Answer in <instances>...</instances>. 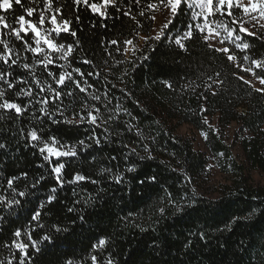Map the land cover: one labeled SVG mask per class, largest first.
<instances>
[{"label":"trees","instance_id":"16d2710c","mask_svg":"<svg viewBox=\"0 0 264 264\" xmlns=\"http://www.w3.org/2000/svg\"><path fill=\"white\" fill-rule=\"evenodd\" d=\"M92 2L102 0H89ZM117 4L118 7H108L104 18L92 13L87 5L76 4L75 0H53V8L61 9L63 18L72 21L71 29L77 33L75 38L62 34L58 42L72 43L74 47L78 43L72 67H79L94 85L87 94L71 85L64 90L75 93L74 97L65 96L62 100L69 109L66 115L72 118V110L80 111L85 100L89 107L93 104L101 107L100 115L104 119L114 112L117 104L126 108L128 114L121 113L115 123L107 125L111 133L107 142H103V137L109 133H105L102 126L95 129L101 145L78 150L74 158H61L66 162L65 180L72 179L77 172L90 179L76 185L65 184L57 191L56 200L41 209L40 222L47 226L43 231L36 222L30 221V213L40 202L46 201L55 180L38 150L28 145L26 139L29 130L40 127L33 113L44 119L38 111L39 105L34 103L39 90L31 85L33 97H17L20 87L30 86L20 84L19 78L31 82L32 77L24 69L0 61V71H12L8 79L17 84L16 88L8 89L0 81L4 99L22 107L33 100V106L23 115L0 109V143L6 145L0 149V194L7 195L4 191L7 179L14 176L19 178L14 181L16 189L28 192L26 197H16L22 204L15 211L7 207L0 211V217H6L0 220V260L15 257L13 264H18L19 253L11 246V241H26L25 232L32 228H36L33 238L39 239L57 225L67 227L68 231L55 233L53 229V240L40 244L39 252L30 247L31 264H66L67 260L72 264H92L91 255L97 256L99 264H105L110 253L114 264H264V215L244 219L250 210L264 209V186L250 178L254 170L264 175V93L237 79L239 75L255 79L243 73L237 64L249 67L251 59H264V33L258 29L253 30L256 36L240 34L244 42L249 43L248 50L242 51L225 41L223 46L232 48L238 58L234 63L227 61L224 54L208 48L203 34L185 41L186 50L174 43V38L187 30L192 9L185 6L171 17L172 23L165 29L166 38L154 41L151 38L156 16L164 8L156 11L148 5L159 6V0H140L139 4L135 0H117ZM22 5L8 13L0 10V15H6L12 23L20 14L26 15L27 7H36L38 11L44 8L43 0H22ZM129 11L130 16L123 15ZM141 11L143 16L139 14ZM237 15L242 16V13ZM233 18L217 14L210 19L230 23ZM28 19L38 20V14ZM45 27H49L47 22ZM145 37L149 38L147 42ZM0 39L7 40L10 47L20 53L18 63L34 64L43 58L25 52L22 43L2 26ZM112 40L119 43L112 45ZM126 40L133 43L126 45ZM145 56L148 59H144ZM244 56L250 59L245 61ZM84 59L92 63L83 64ZM58 64L50 66L57 74ZM65 68L72 70L67 65ZM35 72L41 82L47 78L42 65H35ZM89 72H93L90 77ZM92 93L101 95V101L91 100ZM104 93L112 100L108 105L112 111L103 107L107 103ZM44 95L40 93V97ZM183 126L206 135L210 156L198 152L190 139L180 135L179 129ZM43 127L47 129L45 138L50 133L65 143L86 139L93 130V126L86 123H49ZM233 127L237 129L235 144L240 146L243 161L235 158L231 145L227 144V134ZM21 128L24 135L20 133ZM143 145H148V151ZM133 147L137 153L129 155ZM211 162L228 175V184L219 188L212 184ZM40 164L45 166L39 167ZM131 166L136 171L127 172L126 168ZM102 168L112 171L101 174ZM22 173H27V177ZM117 174L124 177L123 182H115L112 177ZM41 176L44 179L36 189H31ZM153 176L155 182L149 180ZM168 193L178 199L195 197L201 211L191 215L175 213L166 203ZM77 200L81 203H75ZM180 202L187 203L186 200ZM161 207L166 209L163 216L159 212ZM69 208L75 210L70 212ZM237 217L241 218L239 222ZM17 229L21 230L20 238L13 236ZM99 239L106 240L103 248L98 246ZM5 243L8 248L4 247ZM93 245L97 247L94 249Z\"/></svg>","mask_w":264,"mask_h":264},{"label":"snow or ice","instance_id":"6c2138e0","mask_svg":"<svg viewBox=\"0 0 264 264\" xmlns=\"http://www.w3.org/2000/svg\"><path fill=\"white\" fill-rule=\"evenodd\" d=\"M33 2H35V0H33ZM135 2L139 4L140 0H135ZM43 3V10L38 11L36 7H27L24 9L26 15L20 14L18 17H15L14 22L12 23L8 22L6 15H0V26L4 29L10 30V35L13 36L15 40L22 43L23 50L25 52H30L37 57H43L42 59L36 60L34 64H30L28 62L18 63L21 60L20 53L18 51H14V49L10 47L7 40L0 39V44L3 45V52L0 53V61H3L5 65H9L10 62V66L20 67L28 72L32 77L31 82L24 80L22 77L19 78L20 84H29L30 86L27 88L20 87L16 96L33 97L34 91L31 85H34L35 88L39 90L35 94L34 103L39 105L38 111L44 119L41 120L40 116H36L35 113H33V119L39 122L40 127H33L29 130L27 132L26 139L28 145L38 150L42 161L46 162L47 166L50 168V174L55 180V186L50 188L46 201L40 202L38 207L33 209L30 213V221L36 222L37 227L42 231L45 230L47 226L40 222L42 220L41 209H43L46 204H51L56 200L55 194L57 191L62 189L65 184L76 185L79 182L90 179L89 177L77 172L73 175L72 179L65 180L66 162L62 161L61 158H74L78 156V150L84 151L92 148L93 146L101 145L102 140L95 129L102 126L104 127V132L109 133V135H105L103 137V142H107L109 140V136L111 135L107 125L109 123H115V121L119 119L121 113L128 114L126 108L117 104L114 112H112L107 119H104L100 115L101 107L95 104L89 107L87 100H85L82 102L83 106L80 111L77 112L75 109L72 110V118H69L68 115H66L69 109L67 106L62 104V100L65 96L74 97L75 93L72 90H68L67 92L64 90L68 89L69 85H71L80 93L87 94L88 90L93 88L94 85L85 78V74L79 67H72V61L74 59L73 53L75 52V48L79 46L78 43L74 47L72 43L66 45L65 43L58 42V38L61 37L62 34H70L72 37H76L77 33L71 29L72 21L63 18V13L60 8H53V0H43ZM75 3L78 5H87L92 13L99 14L104 18L107 16L108 7H118L117 0H102L101 3H89V0H75ZM15 6L23 7L22 0H0V10H3L4 13L14 10ZM185 6L189 9L198 8L199 11L192 13L191 22L187 25V30L184 31L182 35L178 34L177 37L174 38V43L181 49L186 50L185 41L195 38L197 34H203V41L208 48L212 49L216 53L224 54L227 61L235 63L238 58L234 54L232 48L227 46L217 47L215 44L210 43V41L216 40V38L219 37V45H224L225 41H227L228 44L235 45V48L243 51L248 50L250 45L249 43L244 42V37L240 34H245V36L257 35L255 31H249V28L245 26L246 24H251L252 28L259 26L261 33H264V23H261V21H264V0H159V6H154L152 4L148 5L150 9L154 8L156 11H159L161 7L166 9L169 17H175ZM238 12L242 13V16L237 15ZM34 14H38V20L28 19L33 17ZM130 14V11L123 12V15L125 16H130ZM139 14L143 16L144 12L141 11ZM217 14H220V16L234 18L231 19L230 23H226L223 19H217L215 21L210 19L215 17ZM26 16L28 18H26ZM58 16L61 18L58 19ZM152 19H155V17L153 16ZM197 20H200L201 22L196 23L195 21ZM46 22L49 27H45ZM171 23L172 20L169 19L168 24H164L160 31L151 39L154 41H160L162 38H166L165 29H167ZM237 25L238 28L236 27ZM221 30H223V35L221 34ZM144 39L145 42H147L149 38L145 37ZM110 43L112 45H117L119 41L112 40ZM124 43L126 45H130L133 41L126 40ZM125 51H127V48H125ZM13 56H15V58H13ZM24 59L26 61L27 57H24ZM144 59H148V57L145 56ZM249 59L250 58L248 56L243 57V60L245 61ZM59 61H63L64 63L58 64ZM81 62L83 64L92 63L87 59H84ZM57 64L59 68L58 74L57 72L50 70V66ZM35 65H42L46 70L47 78L43 82H41V80L36 76ZM65 65L72 70H66ZM251 65L252 66L249 67H243L241 64H237V67L240 68L243 73L250 74L252 77H255L261 86L255 88V91L264 93V59H251ZM95 74L97 76L100 75V73ZM12 75L13 72L10 70L0 71V81H3V83L7 85L8 89H14L17 87L16 83L8 79V77H11ZM87 75L90 77L93 75V72H89ZM48 78H50L51 82ZM237 79L249 87H254L252 81L245 79L243 75L237 76ZM53 85H55V87ZM167 86L170 88L172 87L171 84H168ZM112 87L114 88L115 85H112ZM209 87H211V85H209ZM40 93H45V95L40 97ZM103 95L104 100L107 101V103L103 105L104 109L112 111L108 109V105L112 104V100L108 98L109 94L104 93ZM4 97L5 91L0 90V100H2V102H0V109L14 110L17 115H23L30 107L33 106V100H29L28 103L22 107L21 104L9 99H4ZM90 98L96 102L101 101V95L95 93L90 94ZM57 116H59V119ZM49 123L53 125L59 123L82 125L86 123L93 126V130L86 137V139H79L76 143H65L50 133L45 138L47 129L43 127V125ZM128 127H131V125H128ZM20 133L21 135H24L23 128L20 129ZM5 147L6 145L4 143H0V149H4ZM125 147L128 146L125 145ZM142 147L145 151H148V145H143ZM136 153L137 149L133 147L130 149L129 155H134ZM139 158L144 159V157ZM151 158V156H148V159ZM112 159L116 158L112 157ZM125 159H128V156H126ZM38 166L44 167L45 165L40 164ZM111 171V168H102L101 174ZM126 171L134 172L136 169L134 166H131L127 167ZM21 175L26 178L28 174L22 173ZM112 178L116 183H121L124 179V177L119 174L114 175ZM17 179L19 178L15 176L7 179V189L4 190L7 195L0 194V211H3L5 207L15 211V208L21 206L22 204L21 199H17L16 197H26L28 195L27 191H18L16 189L14 181ZM43 179V176L37 179L31 185V189H36L37 185ZM149 180L155 182L156 177H149ZM92 183H98V181L92 180ZM193 191L195 190L193 189ZM181 200H186L187 203H181ZM75 203L79 204L81 201L77 200ZM166 203L174 209L175 213L182 215H191L201 211L198 207L197 199L191 196H185L178 199L171 193H168ZM74 210L75 208H69L70 212ZM204 211H207V209H204ZM159 212L161 216H163L166 213V209L161 207ZM257 214L264 215V209H252L249 211L248 215L244 217V219L247 220ZM5 218L6 217H0V220ZM80 219L83 221L84 218L80 217ZM240 220V217L236 218L237 222ZM53 229L55 233L68 231L67 227L53 225L52 229H50L48 233L40 236L39 239H34L33 233L36 231V228H32L25 232L27 237L26 241L18 242V239H13L11 241V246L18 250V264H31L29 248L31 247V249L39 252L40 244L53 240V235L51 234ZM13 236L15 238H20L22 236L21 230H15ZM203 238L204 234L201 233V239ZM105 244V239H99V247L103 248ZM55 246L56 245L53 244V247ZM4 247L8 248L9 245L5 243ZM96 247L97 245H93L94 249ZM14 258L15 257L9 258L6 261L0 260V264H13ZM91 262L92 264H99L96 255H91ZM66 264H72V261L67 260ZM105 264H114L111 253L109 254Z\"/></svg>","mask_w":264,"mask_h":264},{"label":"rangeland","instance_id":"374dc122","mask_svg":"<svg viewBox=\"0 0 264 264\" xmlns=\"http://www.w3.org/2000/svg\"><path fill=\"white\" fill-rule=\"evenodd\" d=\"M192 10L194 12L199 11L198 8H193ZM170 18L171 17H169L166 9L160 11L158 16H156V23H155V27L153 30L154 36L160 31V29L163 27V25L169 21ZM261 23H264V21H261ZM246 27L249 28V31L260 29L259 26H257L256 28H252L251 24H246ZM218 40H219V37H217L216 40L210 41V43L215 44L217 47L223 46V45H219ZM249 80L252 81V84L255 86V88L261 87L259 85L258 80L251 78V77L249 78ZM236 130L237 129L235 127H233V128H231V133L227 134V144L231 145L235 158H238L240 161H243L244 158H243L240 146L238 144H235ZM179 133L181 136H184V137L190 139L192 141V144L195 146V149L198 152H201L207 156H210V151L206 145V138L207 137L204 133L197 131V130H194L188 126L181 127L179 129ZM210 158L212 159V157H210ZM210 166H211V173H212V184L214 186L219 188V187L224 186L225 184L229 183L228 175L226 173H222L219 170V168L216 167V163L214 164L213 162H211ZM250 178L255 184L264 186V175L261 172H258L256 170L252 171L250 173Z\"/></svg>","mask_w":264,"mask_h":264}]
</instances>
